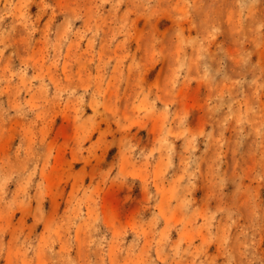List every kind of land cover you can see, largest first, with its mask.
<instances>
[{"label":"rangeland","instance_id":"rangeland-1","mask_svg":"<svg viewBox=\"0 0 264 264\" xmlns=\"http://www.w3.org/2000/svg\"><path fill=\"white\" fill-rule=\"evenodd\" d=\"M0 264H264V0H0Z\"/></svg>","mask_w":264,"mask_h":264}]
</instances>
